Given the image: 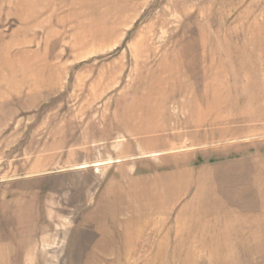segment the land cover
<instances>
[{"label":"rangeland","instance_id":"obj_1","mask_svg":"<svg viewBox=\"0 0 264 264\" xmlns=\"http://www.w3.org/2000/svg\"><path fill=\"white\" fill-rule=\"evenodd\" d=\"M0 264H264V0H0Z\"/></svg>","mask_w":264,"mask_h":264}]
</instances>
